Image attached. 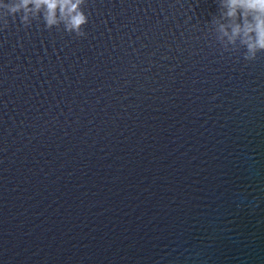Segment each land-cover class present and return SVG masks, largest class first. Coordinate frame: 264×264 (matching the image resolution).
<instances>
[{
    "label": "water",
    "instance_id": "1",
    "mask_svg": "<svg viewBox=\"0 0 264 264\" xmlns=\"http://www.w3.org/2000/svg\"><path fill=\"white\" fill-rule=\"evenodd\" d=\"M82 8L0 24V264H264V52L218 0Z\"/></svg>",
    "mask_w": 264,
    "mask_h": 264
},
{
    "label": "clouds",
    "instance_id": "2",
    "mask_svg": "<svg viewBox=\"0 0 264 264\" xmlns=\"http://www.w3.org/2000/svg\"><path fill=\"white\" fill-rule=\"evenodd\" d=\"M86 0H9L5 3L7 17L20 15L25 26L42 18L48 29L63 24L68 33L86 35L83 26L88 17L82 6ZM222 9L218 18L211 20L216 39L225 50L245 49L244 59L253 61L264 52V0H218ZM31 6V7H30ZM0 20L7 27L8 20ZM237 43L239 48H236Z\"/></svg>",
    "mask_w": 264,
    "mask_h": 264
}]
</instances>
